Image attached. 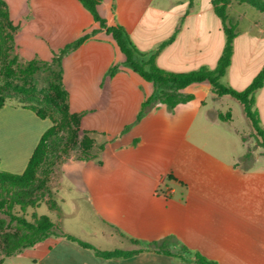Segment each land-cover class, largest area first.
Returning a JSON list of instances; mask_svg holds the SVG:
<instances>
[{"label":"crops","instance_id":"crops-1","mask_svg":"<svg viewBox=\"0 0 264 264\" xmlns=\"http://www.w3.org/2000/svg\"><path fill=\"white\" fill-rule=\"evenodd\" d=\"M145 1L147 9L150 0ZM170 1L183 8L177 19L183 23L177 36L162 49L170 34L167 39L144 45L133 37L140 21L130 23L119 18L116 22L126 30L142 63L154 56L158 68L172 73L213 70L225 37L221 40L212 36L205 26L206 18H199L213 12L211 0H206L204 10L199 7L201 0ZM152 21L148 17L145 22ZM232 58L221 83L240 92L264 67V57L247 78L239 73L233 77ZM192 87L191 92L199 95L186 93ZM179 93L193 99L178 105L161 121L156 117L140 120L141 131L132 142L138 150L123 156L130 164L160 167L158 179H92L76 187L79 199L70 200L66 209L55 201L57 209L49 208L62 215L57 223L49 218L62 232L94 249L140 250L138 254L103 259L63 237H49L1 264H193L194 255L216 264H264V148L256 140L255 145H246L235 129H228L232 116L225 118L215 108L210 115L202 113L208 98L217 105L231 99L216 97L208 83L193 84ZM197 100L201 103L199 113L178 114L181 107ZM253 101V110L264 129V85L254 93ZM51 126L49 119H40L25 106L5 104L0 109V172L22 174ZM161 184L166 186L164 191H159ZM168 237L175 244L167 250L178 257L147 251V244Z\"/></svg>","mask_w":264,"mask_h":264},{"label":"rangeland","instance_id":"rangeland-1","mask_svg":"<svg viewBox=\"0 0 264 264\" xmlns=\"http://www.w3.org/2000/svg\"><path fill=\"white\" fill-rule=\"evenodd\" d=\"M156 1L158 3H154L155 0L148 1L149 7L144 9L145 0H103L98 13L109 27L117 26L116 20L119 18L130 23L140 21L133 37L145 45L167 39L169 34L171 38L177 36L183 23L182 20L177 21L178 15L183 11L181 6L170 0ZM0 2H3V8L9 14L8 20L0 19V42L3 46L0 88L6 97V104L31 106L41 110L46 116L56 120L62 140L56 152L58 158L46 183L53 201L66 209L70 200L79 199L76 187H81L92 179L139 176L158 179L162 173L160 167L130 164L123 156L134 154L138 150L135 146L133 148L132 142L141 131L140 120L154 117L160 120L169 116L170 110L159 101L166 90L145 82L127 66L116 42L99 29L89 12L77 0ZM199 2L200 10H204L206 0ZM148 17L153 18V21L145 22ZM199 18H206L205 26L210 29L211 35L223 40L225 36L222 22L213 12L208 16L206 13L200 14ZM227 24L235 26L236 33L231 72L233 77L239 73L247 78L264 57V16L248 6L233 3L227 9ZM84 36L88 37L87 40L74 46ZM130 44L132 45L131 42ZM67 46L70 49L64 53ZM134 49L137 51L135 47ZM13 60L16 62L11 66ZM134 60L139 64L145 63H142L138 55H134ZM30 62H34L38 70L32 77L25 79L22 70ZM8 65L12 70L10 79L3 70ZM60 69L62 85L68 93L67 107L64 109L59 107L54 93H49L47 105L44 95L40 93H48L52 73H57ZM193 88L186 93L199 95L197 91L191 92L194 91ZM31 89L35 92H31ZM149 98H153L151 104L138 119L143 103ZM205 102L202 113L210 115L217 110L225 114V118L232 116L231 126L227 128L235 129L246 145L256 144L254 133L245 120L239 103L228 98L218 105L211 98ZM200 111L201 103L197 100L181 107L178 114ZM88 139L91 141V148L87 152L90 160L85 161L81 160V155ZM165 188L161 184L159 191H164ZM35 192L40 193L39 190ZM47 200L48 198L37 208H27L22 213L15 209L13 212L29 222L34 217L46 216L57 223L62 215L51 211ZM7 235L18 236L19 232L7 217L0 214V258L3 256Z\"/></svg>","mask_w":264,"mask_h":264},{"label":"trees","instance_id":"trees-1","mask_svg":"<svg viewBox=\"0 0 264 264\" xmlns=\"http://www.w3.org/2000/svg\"><path fill=\"white\" fill-rule=\"evenodd\" d=\"M77 1L89 12L93 22L98 25L99 29L104 31L107 35H110L116 42L117 47L125 57L127 66L145 82L155 84L166 90L159 100L160 104L166 105L170 111H173L178 105L185 104L193 99L192 96L183 97L179 93L181 90L193 84L208 83L211 86L212 93L216 97H229L240 104L243 116L252 129L257 144L264 148V129L260 127L258 114L253 110V95L264 85V67L243 91L238 92L220 82L231 64L233 41L236 37L235 26L227 24L228 7L233 3L248 6L264 16V0H211L210 4L214 14L222 22V29L225 36L224 48L213 70L200 68L188 73H172L162 70L154 64V56L150 57L144 64H139L134 60V55H139V52L130 44L126 30L118 25L108 27L106 20L99 15L97 8L101 5L103 0ZM3 6V2H0V19L8 20V11L4 9ZM87 38V36L82 37L74 46H79L86 41ZM173 39L174 37L162 44L160 49L170 44ZM69 49L70 46H67L63 52L66 53ZM2 60L3 46L0 42V62H2ZM15 62L16 60H13L10 65L13 66ZM146 67L148 69H146ZM3 70L5 76L10 79L12 70L9 65L4 67ZM37 70L38 68L34 65V62H30L26 68L22 70L23 77L28 79L32 77ZM30 91L33 93L35 92L34 89ZM50 92L56 95L60 108L64 109V107H67L68 93L62 85L61 69L57 73H52V79L48 86V93L44 91L40 92L44 95L46 105L47 101L50 100ZM152 100L153 98H149L143 103L142 113L138 119L143 115V110L151 104ZM5 104L6 97L2 94L0 88V109H2ZM50 104L52 103L50 102ZM25 108L34 112L37 117L42 120L49 119L52 126L41 137L22 174L13 175L0 172V214L7 217L9 223L14 225L15 229L19 232L18 236H6L0 264L5 258L19 254L25 249L33 248L49 237H63L67 241L77 243L82 248L93 250L97 256L103 259L127 258L138 254L140 250L132 252H100L90 245L62 232L60 228L46 216L34 217L33 221L29 222L19 216V214L13 212L15 209H18V211L22 213L25 212L27 208H37L46 198H48L47 202L49 208L53 210L57 209L55 202L51 199V193L48 192V188H46V183L56 162L55 160L58 158L56 152H58V148L62 141L59 137L58 126L55 119L46 116L41 110L31 106ZM67 117L69 118L68 115ZM74 118L75 115L72 116V119ZM218 119L223 121L224 118L222 115H219ZM79 123L80 120L78 119L77 126H79ZM90 148L91 141L88 139L84 143L81 160H90V155L87 153ZM37 190H39L40 193L36 194L35 191ZM132 243L136 245L140 244L137 241H132ZM170 244H175L172 237L165 238L161 242H151L147 244V251L178 257L167 250ZM181 251L186 252L184 248H181ZM193 264L216 263L200 255H194Z\"/></svg>","mask_w":264,"mask_h":264},{"label":"built area","instance_id":"built-area-1","mask_svg":"<svg viewBox=\"0 0 264 264\" xmlns=\"http://www.w3.org/2000/svg\"><path fill=\"white\" fill-rule=\"evenodd\" d=\"M169 193V195L171 194V191L170 192H168ZM167 195V194H166Z\"/></svg>","mask_w":264,"mask_h":264}]
</instances>
